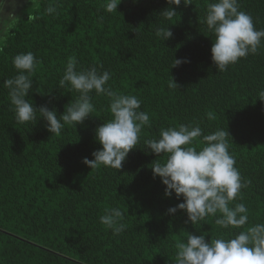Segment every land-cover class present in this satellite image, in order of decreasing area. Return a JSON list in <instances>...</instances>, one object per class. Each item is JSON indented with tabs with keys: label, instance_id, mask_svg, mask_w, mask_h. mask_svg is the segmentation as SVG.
Masks as SVG:
<instances>
[{
	"label": "trees",
	"instance_id": "obj_1",
	"mask_svg": "<svg viewBox=\"0 0 264 264\" xmlns=\"http://www.w3.org/2000/svg\"><path fill=\"white\" fill-rule=\"evenodd\" d=\"M126 1L107 13L105 0H61L53 18L44 9L54 0H33L34 9L0 48V264H172L174 244L186 231L199 234L195 228L201 227L210 240L219 231L214 218L193 226L181 211L166 214L183 201L164 196L165 186L151 170L161 157L142 149L161 127L181 123H197L205 133L227 128L236 166L252 180L243 190L250 221H264V101L258 95L264 90V48L217 72L211 60L215 37L202 22L209 0L181 4L171 21H163L173 32L163 43L155 29L166 0ZM239 2L264 28V0ZM27 51L41 61L28 97L37 107H55L59 115L76 98L70 88L58 87L71 56L82 68L102 64L115 90L142 100L151 127L143 128L119 171L82 163L101 147L94 130L111 118L104 96L93 93V116L76 128L65 125L59 136L43 120L16 122L2 84L16 75L12 57ZM174 57L190 62L171 68ZM172 80L177 87H169ZM114 206L125 214L120 236L99 222Z\"/></svg>",
	"mask_w": 264,
	"mask_h": 264
},
{
	"label": "clouds",
	"instance_id": "obj_2",
	"mask_svg": "<svg viewBox=\"0 0 264 264\" xmlns=\"http://www.w3.org/2000/svg\"><path fill=\"white\" fill-rule=\"evenodd\" d=\"M121 2L105 0L102 6L105 12L113 13ZM166 4L158 14L162 22L155 29V36L162 43L173 37L171 24L163 21H171L181 4L187 7L192 0H166ZM60 6L61 0H54L44 13L56 18ZM17 7L18 0H0V43L17 26ZM202 22L215 37L211 60L217 72H226L241 59L258 55L264 48V28L256 27L253 16L241 10L239 0H209ZM11 62L16 75L5 79L2 87L8 90L17 123L35 125L43 120L47 131L59 136L65 125L76 128L93 116L96 111L93 93L108 99L111 118L94 130L101 147L92 152L93 159H82L91 169L103 166L119 171L129 152L140 144L143 128L151 127L149 113L141 110L142 100L115 90L109 84L112 73L102 64L82 68L75 56L67 59L58 87L70 88L78 95L58 115L55 107H37L28 99L40 59L27 51L16 54ZM189 62L174 57L171 68ZM177 86L174 80L169 82V87ZM258 95L264 101V90ZM229 137L227 128L205 133L199 124L188 122L178 127H161L158 136L143 140L142 149L161 157L152 161L151 170L153 178L159 177L165 186L164 196L171 198L175 194L177 200L183 201L169 207L166 214L181 211L187 217L185 224L193 226H202L214 218L219 230L210 240L206 239L207 232L200 231L201 227L195 228L199 234L186 231L185 238L174 244L172 264H264V221H250L243 190L249 188L252 180L242 176L236 166V158L229 150ZM124 215L120 207L114 206L105 210L99 222L114 236H120L127 227Z\"/></svg>",
	"mask_w": 264,
	"mask_h": 264
},
{
	"label": "rangeland",
	"instance_id": "obj_3",
	"mask_svg": "<svg viewBox=\"0 0 264 264\" xmlns=\"http://www.w3.org/2000/svg\"><path fill=\"white\" fill-rule=\"evenodd\" d=\"M33 1V0H32ZM31 0H18V7H17V16L19 17L18 22H17V26L19 24V22L25 17L27 16L36 6V4L31 3ZM35 1V0H34ZM138 0H127V4H131V3H137ZM16 26V28H17ZM15 28V29H16ZM15 29H13L7 36V38L5 39V41L3 43H0V48L2 46H4L8 40V38L12 35V33L15 31Z\"/></svg>",
	"mask_w": 264,
	"mask_h": 264
}]
</instances>
